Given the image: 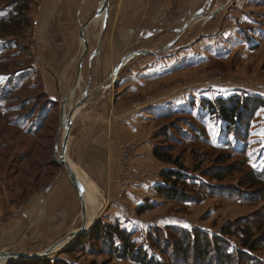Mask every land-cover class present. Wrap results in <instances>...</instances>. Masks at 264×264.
Masks as SVG:
<instances>
[{
	"label": "rangeland",
	"instance_id": "obj_1",
	"mask_svg": "<svg viewBox=\"0 0 264 264\" xmlns=\"http://www.w3.org/2000/svg\"><path fill=\"white\" fill-rule=\"evenodd\" d=\"M101 1L87 0L85 19L95 13ZM225 1L183 7L179 0H172L170 14L176 16L173 25L133 22L127 49L111 55L115 63L132 51H153L129 58L118 71L116 65L106 84L113 100L127 92L130 107L138 111V122L145 125V140L139 161L131 164L130 159L126 167L119 161L120 168L128 171V178L120 173L121 179L111 182L109 187H97L100 209L90 226L65 168L57 162L56 136L63 97L58 99L48 91L43 81L45 73L41 74L34 65L35 59L43 58L46 63L40 55V40L34 34L39 26L33 22L38 0L27 13L28 26L21 23L12 27L9 23L7 29L0 27V251L43 256L15 258L5 263L1 261L5 259H0V264H139L123 256L119 250L122 241L115 233L107 235L111 241L87 239L86 235L98 221L105 223V229H109L107 224H117L126 231L135 249L170 264L156 244L169 238L172 227H196L218 234L224 224L236 218L250 222L257 249L249 253L264 264V136L259 135L264 133V108L242 129L243 138L239 139L225 131V124L211 115L204 103L234 94L264 99V0H228L221 10L208 17ZM10 9L0 0V16ZM114 11L113 5L106 14L105 25L100 26L102 34L96 35V23L89 24L90 30L86 31L90 34L86 38L92 46V60L96 57L98 60L97 67L102 61L101 50L99 56L94 54L100 35L122 25L112 23ZM72 27L78 32L80 25ZM61 28L55 20L48 25L55 42L61 41L57 37ZM182 28L184 31L178 36ZM175 38L176 42L172 43ZM114 45L119 46L120 42ZM75 46L74 61L78 62L83 49L79 35ZM74 71L68 78L70 81ZM126 73L129 79L121 84L120 78ZM79 86L80 83L76 93L81 89ZM73 98L74 95L65 110L72 106ZM89 98L82 100L68 119L72 120L73 112L76 115ZM104 105L107 106L106 102ZM66 125L65 122L63 138ZM163 127L169 128L173 135L169 142L172 155L179 157L187 175L193 178L187 187L193 200L179 202L156 196L154 187L160 183L158 172L171 167L150 153L154 144L167 145L157 135ZM65 151L66 160L87 178L67 148ZM70 154L73 156L72 151ZM227 165L232 166L233 172L222 180L203 175ZM251 176L259 179L255 186L249 187L247 181ZM238 192L243 193L244 199L236 196ZM145 202L151 208L137 214L136 208ZM83 225L86 232L54 250L52 243ZM225 238L232 245L238 241L235 237Z\"/></svg>",
	"mask_w": 264,
	"mask_h": 264
},
{
	"label": "crops",
	"instance_id": "obj_2",
	"mask_svg": "<svg viewBox=\"0 0 264 264\" xmlns=\"http://www.w3.org/2000/svg\"><path fill=\"white\" fill-rule=\"evenodd\" d=\"M213 4H217V0H179V5L183 7L186 5L190 7ZM113 5L115 11L112 14V23L120 22L122 25H115L114 28L111 27L110 30H106L103 36L100 35L102 40L99 51L101 50L100 54L104 56L101 55L102 61L98 62V67L97 57L92 60V46L89 44V58L84 59L81 67L80 76L82 79L79 86L81 89L79 93H76L78 90H75L72 105L85 91V88H88L89 91L96 90V92L90 96L85 102L88 104L83 106L76 115L74 114L75 111L73 112V122L72 125L70 124L66 146L71 159L99 189L101 187L104 189L106 185L117 181L116 179H121L120 173H124L125 177L128 178V175L126 176L128 171L122 170L119 165L122 144L125 142L136 144V152L131 157L132 164L133 161L141 159L140 152L145 140V125L138 122V111L130 107L127 92L122 93L120 98L116 100H113L112 97L109 98L110 88L106 89L107 78L119 62L118 60L114 63L111 55L122 53L125 48L127 49L129 34L133 31L130 27H134L131 23L158 21L171 26L176 22V16L171 17L170 14V7L173 5L172 0H109L108 11ZM87 7H89L87 0H38V13L33 22L39 26L34 29V34L40 40L38 42V47L41 49L40 55L44 57L46 63L41 58V60L35 59L34 65L41 74L45 73L43 81L46 83V88L58 99L67 94L75 78L78 63L74 61V58L77 57L75 38L76 35H79V30L77 32L72 25L77 23L81 25L84 17H86ZM105 19L104 14L96 15L90 22L92 25L98 24H95L98 26L97 36L102 33L100 26L102 23L105 25ZM52 20L57 21L63 27L57 31V37L61 39L60 42H55L52 34L48 31V25ZM67 25L68 29L64 30ZM88 30L90 28L87 26L86 36H90L86 33ZM119 42V46L114 45V43L118 44ZM43 63L44 65H42ZM124 65L125 63L118 70ZM73 70H75L72 75L73 81H70L68 78ZM117 71L115 75L118 73ZM129 76V73L122 76L120 78L121 84L125 83ZM104 84L105 86L102 87ZM105 102L107 106L104 105ZM101 105L104 106L98 108ZM70 151H72L73 156H71ZM58 221L61 220L58 219Z\"/></svg>",
	"mask_w": 264,
	"mask_h": 264
},
{
	"label": "trees",
	"instance_id": "obj_3",
	"mask_svg": "<svg viewBox=\"0 0 264 264\" xmlns=\"http://www.w3.org/2000/svg\"><path fill=\"white\" fill-rule=\"evenodd\" d=\"M1 1H5L7 6L11 8L6 13L7 15L5 14L6 16H0L1 28H9V23H12V27L21 23L23 24L22 26H28L29 17L27 13L37 0ZM204 103L207 104L206 108L211 115L217 116L225 124V131L233 133L239 139L243 138L242 129L248 126L259 109L264 108V99L257 95L241 96L234 94L228 97H216L213 101H204ZM176 130L179 131L178 128ZM157 135L164 138L168 143L167 145L154 144L151 154L156 160L171 167L161 169L158 172L160 183L154 187L156 196L165 200L179 202L193 200L187 189L188 182L193 180V178L187 175L186 167L179 160V157L173 156L171 153L169 142L173 140V135L169 132V128L165 127L161 128ZM232 172V166L227 165L209 170L203 175L222 180ZM258 179L257 176H251L253 181H247L248 186H255ZM191 184L196 186L195 183ZM257 188H260V186L258 185ZM236 196L242 199L245 197L241 192L236 193ZM250 200L253 199L251 198ZM150 208L151 205L145 202L136 208V213L142 214ZM104 224L98 221L92 228V232L86 235L87 239L111 241L107 235L112 232L122 241L119 250L123 256L139 264H166L148 255L142 249H135L126 231L121 230L117 224H107L106 226L109 229H105ZM250 230V222L240 218L228 221L221 227L218 234H210L196 227L192 229L172 227L169 238L162 242L163 245L162 243H157L156 246L166 255L170 264H261V262H258L250 255L251 252L257 249L253 244V233ZM225 237H235L238 241L232 245ZM150 240H153V238L150 237Z\"/></svg>",
	"mask_w": 264,
	"mask_h": 264
},
{
	"label": "water",
	"instance_id": "obj_4",
	"mask_svg": "<svg viewBox=\"0 0 264 264\" xmlns=\"http://www.w3.org/2000/svg\"><path fill=\"white\" fill-rule=\"evenodd\" d=\"M227 2H228V0H226L220 7H217L216 9L212 10L208 17H211L215 12L221 10L222 6L225 5ZM108 8H109V0H102L98 9L95 11V13L93 15H91L90 17H88L87 19H85L83 21V23H81V25H80L79 37L82 40L83 49L81 51V55H80L78 63H77L74 81H73L69 91L67 92V94L63 97L61 104H60V109H59L60 124H59V128H58L57 136H56V144H57L56 148L58 149V152H59V154H58L59 160L56 158H55V160H58L57 162L65 168L66 175L69 178V180H70V182H71V184H72V186H73V188L77 194V197L80 201L81 210L86 208L84 198H83V192L76 182V179H75L76 177H75V173H74L73 169L71 168L70 164L66 160V151L65 150H66V146H67V141H68V136H69V131H70V123H71V120H68V122H67V119L71 115L72 111L76 108L77 104L80 101L86 99L87 97L92 96V94L95 93L96 90L89 91L88 88H85V91L81 94V96L77 99V101H75V103L72 106H70L67 110H65V106L69 102V100L72 98L77 86L79 85V83L82 79L80 76L81 67H82V63H83V61H84V59L87 56L88 51H89V44H88V40H87L86 35H85V30H86L87 26L90 24V22L94 16L102 15V14H104L106 16V14L108 12ZM182 31H184L183 28L179 31L178 36L180 35V33ZM176 39L177 38H175L172 41V43H175ZM101 40H102V37L99 38L98 45L95 49L94 54L95 53L97 54L99 52ZM166 47H169V45H167ZM141 54H153V51L150 49L132 51L119 60V62L117 64V68H119L123 63H125L126 60H128L129 58H132L136 55H141ZM115 68H116V66L113 68V71L116 70ZM103 86L104 85H102V87ZM65 122H67V125H66L67 129H66L65 137L63 138L62 129H63V124ZM84 232H86V227H84V226L80 227L79 229L70 230L64 236H62L57 241L52 243V247H56V246L66 242L67 240H70V239H71V241H70V243H71L80 234H82ZM66 246L62 247V249L65 248ZM8 256L16 258V260H25V259L33 258V257H43L42 255L31 256L28 253H21V252L9 253V252L0 251V257H8Z\"/></svg>",
	"mask_w": 264,
	"mask_h": 264
},
{
	"label": "bare ground",
	"instance_id": "obj_5",
	"mask_svg": "<svg viewBox=\"0 0 264 264\" xmlns=\"http://www.w3.org/2000/svg\"><path fill=\"white\" fill-rule=\"evenodd\" d=\"M82 103H83V101H80L78 103L77 107L80 106ZM68 120H70V119H68ZM68 120H67V122H68ZM67 122H66V124H67ZM68 163L70 164L71 168L73 169V171L75 173V177H76L75 179H76L78 186L80 187L81 190L83 188V198H84V202H85V206H86L84 219L88 223V226H90V224L92 223V221L95 217V214L100 209V201H98V196H97L98 195L97 194L98 188L88 178L85 177L83 172H81L80 170H77L72 162H70L68 160ZM84 187H85V191H86L85 194H84ZM82 210L84 211V209H82ZM67 243L68 242H65V244H67ZM62 244H64V243H62ZM62 244H60V245H62ZM60 245H58V246H60ZM58 246H56L54 248V250ZM2 252H6V251H2ZM9 253H18V252H9ZM0 259H5V260H1L2 263H5L8 260L15 259V258L8 256V257H0Z\"/></svg>",
	"mask_w": 264,
	"mask_h": 264
},
{
	"label": "built area",
	"instance_id": "obj_6",
	"mask_svg": "<svg viewBox=\"0 0 264 264\" xmlns=\"http://www.w3.org/2000/svg\"><path fill=\"white\" fill-rule=\"evenodd\" d=\"M136 149V145L132 142H125L121 146L120 164L124 167L128 165L129 160L132 157L133 151Z\"/></svg>",
	"mask_w": 264,
	"mask_h": 264
},
{
	"label": "snow or ice",
	"instance_id": "obj_7",
	"mask_svg": "<svg viewBox=\"0 0 264 264\" xmlns=\"http://www.w3.org/2000/svg\"><path fill=\"white\" fill-rule=\"evenodd\" d=\"M259 135L264 136V133H259Z\"/></svg>",
	"mask_w": 264,
	"mask_h": 264
}]
</instances>
